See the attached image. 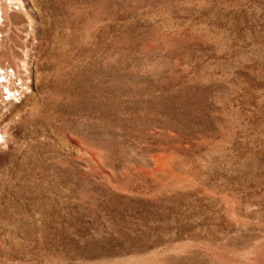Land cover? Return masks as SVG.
<instances>
[{
  "label": "rangeland",
  "instance_id": "rangeland-1",
  "mask_svg": "<svg viewBox=\"0 0 264 264\" xmlns=\"http://www.w3.org/2000/svg\"><path fill=\"white\" fill-rule=\"evenodd\" d=\"M0 2V264H264V0Z\"/></svg>",
  "mask_w": 264,
  "mask_h": 264
},
{
  "label": "bare ground",
  "instance_id": "bare-ground-1",
  "mask_svg": "<svg viewBox=\"0 0 264 264\" xmlns=\"http://www.w3.org/2000/svg\"><path fill=\"white\" fill-rule=\"evenodd\" d=\"M1 3V2H0ZM2 4V3H1ZM0 4V5H1ZM3 10V9H2ZM6 13V12H5ZM8 19V18H7ZM8 41V40H7ZM1 49V48H0ZM11 71H12V69L10 68V69H8V68H4V69H2L1 67H0V74H1V76L3 77V78H6V76L8 75V74H11ZM14 74V73H13ZM2 78V79H3ZM9 79V78H8ZM8 79H5V80H7L8 81ZM4 80V81H5ZM5 85H6V82H5ZM10 85V84H9ZM6 86H8V85H6ZM5 86V87H6ZM6 89H7V91L9 92L10 91V88L9 87H6ZM13 89V88H12ZM12 89H11V91H12ZM14 91V90H13Z\"/></svg>",
  "mask_w": 264,
  "mask_h": 264
},
{
  "label": "clouds",
  "instance_id": "clouds-1",
  "mask_svg": "<svg viewBox=\"0 0 264 264\" xmlns=\"http://www.w3.org/2000/svg\"><path fill=\"white\" fill-rule=\"evenodd\" d=\"M8 148L6 137L4 135H0V151H6Z\"/></svg>",
  "mask_w": 264,
  "mask_h": 264
},
{
  "label": "built area",
  "instance_id": "built-area-1",
  "mask_svg": "<svg viewBox=\"0 0 264 264\" xmlns=\"http://www.w3.org/2000/svg\"><path fill=\"white\" fill-rule=\"evenodd\" d=\"M11 93H12V91H9V92H8V94H11Z\"/></svg>",
  "mask_w": 264,
  "mask_h": 264
}]
</instances>
